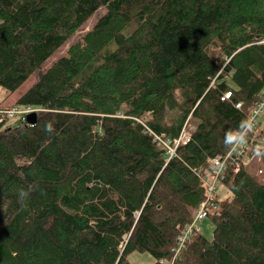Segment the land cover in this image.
Here are the masks:
<instances>
[{
	"label": "trees",
	"instance_id": "obj_1",
	"mask_svg": "<svg viewBox=\"0 0 264 264\" xmlns=\"http://www.w3.org/2000/svg\"><path fill=\"white\" fill-rule=\"evenodd\" d=\"M35 72L13 106L35 121L0 118V264H159L205 198L197 172L264 95V0H0V91ZM188 117L169 157L155 136ZM251 148L264 165V143ZM263 178L229 158L209 236L173 263L264 264Z\"/></svg>",
	"mask_w": 264,
	"mask_h": 264
},
{
	"label": "built area",
	"instance_id": "obj_2",
	"mask_svg": "<svg viewBox=\"0 0 264 264\" xmlns=\"http://www.w3.org/2000/svg\"><path fill=\"white\" fill-rule=\"evenodd\" d=\"M228 95L229 94L226 93L225 98H227ZM39 110L40 109L26 106L13 107L7 112H4L3 115L5 117L4 119L16 116V118L21 117V121H24L26 116L32 114L33 112H38ZM263 113L264 95L262 100L258 102L249 113L244 129L241 132L234 133V141L227 154L223 157L216 156L214 158L207 159L210 167V171L208 173H202L201 171L197 172L203 185L205 186V198L200 203L189 223L183 226L177 225L178 235L176 237L175 245L171 250V255L168 259L158 260L159 264H174L173 262L190 242L191 238L201 232V223L208 217L212 216V214L217 213L220 209L218 203L215 201L214 192L224 176L227 160L231 157L234 158V171L237 172L242 167L247 166L250 160L252 161L255 156H258V153H252L251 147L254 145L255 148H258L259 143H264V136H261L259 133H255L256 135L253 139H247L246 135L248 130H255L257 128L258 120ZM192 129V125L188 123L186 126V133L181 139L166 141L155 136V141L166 148L168 156L172 157L175 155V149L177 146L186 144L189 141ZM254 141H256L255 144L253 143Z\"/></svg>",
	"mask_w": 264,
	"mask_h": 264
},
{
	"label": "rangeland",
	"instance_id": "obj_3",
	"mask_svg": "<svg viewBox=\"0 0 264 264\" xmlns=\"http://www.w3.org/2000/svg\"><path fill=\"white\" fill-rule=\"evenodd\" d=\"M104 12L103 9L98 10L94 14H92L88 20L85 22V24L79 29V31L74 35L72 40L79 38L83 33L88 31L92 25L95 23L96 18L101 15ZM67 47L66 45H63L60 49H58L55 52V55L48 59L45 64L41 67V70L44 71L59 55H62L65 53ZM38 72L33 73L27 81H25L14 93H6L4 91H0V102L3 107L10 108L14 105L16 100L19 98L22 92H24L36 79H37ZM5 118V117H0ZM20 117L14 116L12 118L6 119V124L10 125L19 120ZM190 117L186 119L188 121ZM185 121V122H186ZM189 124L192 125V122L189 120ZM258 124H261V128L263 129L262 134H264V113L260 116L258 120ZM185 125V123H184ZM193 127V125H192ZM249 172L257 175L258 177H262V174L264 173V165L262 164V161L260 159V156H255V158L250 162L247 166H245ZM264 179V178H263ZM227 188L224 186L223 183H220L214 192V197L216 200L220 201L224 198L223 194H226ZM228 195V194H227ZM206 224L207 220H205L201 226H202V234L205 236H209L208 230H206ZM204 229V230H203ZM127 260L129 264H152L154 262L153 258L147 253V252H132L127 256Z\"/></svg>",
	"mask_w": 264,
	"mask_h": 264
},
{
	"label": "bare ground",
	"instance_id": "obj_4",
	"mask_svg": "<svg viewBox=\"0 0 264 264\" xmlns=\"http://www.w3.org/2000/svg\"><path fill=\"white\" fill-rule=\"evenodd\" d=\"M10 109H12V108H10ZM10 109H8V110H10ZM8 110H5V111H1V112H7ZM21 118V117H20ZM189 120L190 119H188V121H186L185 122V125L183 124V126H182V129H181V131H180V134L176 137V138H174V139H181L184 135H185V133H186V126H187V124L189 123Z\"/></svg>",
	"mask_w": 264,
	"mask_h": 264
},
{
	"label": "water",
	"instance_id": "obj_5",
	"mask_svg": "<svg viewBox=\"0 0 264 264\" xmlns=\"http://www.w3.org/2000/svg\"><path fill=\"white\" fill-rule=\"evenodd\" d=\"M35 119H36V114L32 113L29 116H27L26 122L32 124L35 121Z\"/></svg>",
	"mask_w": 264,
	"mask_h": 264
},
{
	"label": "crops",
	"instance_id": "obj_6",
	"mask_svg": "<svg viewBox=\"0 0 264 264\" xmlns=\"http://www.w3.org/2000/svg\"><path fill=\"white\" fill-rule=\"evenodd\" d=\"M226 194H223V196H225ZM207 220V224H206V230H208V234H210V230H211V224H210V220L209 219H206ZM205 221V220H204ZM203 221V222H204ZM204 230V229H203Z\"/></svg>",
	"mask_w": 264,
	"mask_h": 264
}]
</instances>
